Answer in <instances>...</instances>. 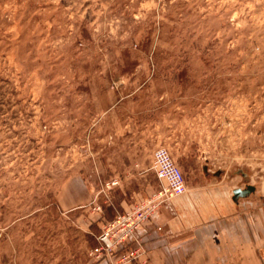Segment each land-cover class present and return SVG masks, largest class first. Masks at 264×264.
Here are the masks:
<instances>
[{"label": "rangeland", "instance_id": "374dc122", "mask_svg": "<svg viewBox=\"0 0 264 264\" xmlns=\"http://www.w3.org/2000/svg\"><path fill=\"white\" fill-rule=\"evenodd\" d=\"M158 148L188 189L162 211L231 216L213 264H260L241 241L264 218V0H0V264H100L106 221L161 189Z\"/></svg>", "mask_w": 264, "mask_h": 264}, {"label": "crops", "instance_id": "0c3cea01", "mask_svg": "<svg viewBox=\"0 0 264 264\" xmlns=\"http://www.w3.org/2000/svg\"><path fill=\"white\" fill-rule=\"evenodd\" d=\"M67 189L70 205L79 206L93 201V194L86 186H83V189L78 186L70 189L68 185ZM170 206L168 203L165 204V208L172 211ZM213 208L215 210V207ZM167 212H163L161 208L158 215L141 231L148 251L144 264H213L222 258H219L222 252L227 255L234 252L232 250L234 245L231 243L232 241L238 242L234 236H238L239 233H235L236 228L231 216H222L223 214L219 216L217 214L219 219H225L221 222H214L213 231L209 233L202 228L187 230L179 218L178 221L177 218L173 217L175 212ZM220 213L223 211L220 210ZM242 232L241 254L243 255L242 259H244L242 261L254 259L260 264H264V218L259 216L258 220L253 223L250 219L247 227H243Z\"/></svg>", "mask_w": 264, "mask_h": 264}, {"label": "built area", "instance_id": "2783aa9c", "mask_svg": "<svg viewBox=\"0 0 264 264\" xmlns=\"http://www.w3.org/2000/svg\"><path fill=\"white\" fill-rule=\"evenodd\" d=\"M152 169L161 189L148 199L135 202L114 219L106 221L90 256L110 264H144L148 251L141 231L159 213L162 205L188 192L184 173L167 148L153 153Z\"/></svg>", "mask_w": 264, "mask_h": 264}, {"label": "water", "instance_id": "95a60500", "mask_svg": "<svg viewBox=\"0 0 264 264\" xmlns=\"http://www.w3.org/2000/svg\"><path fill=\"white\" fill-rule=\"evenodd\" d=\"M256 192V186L248 184L245 188H236L233 190V200L238 201L242 198H247Z\"/></svg>", "mask_w": 264, "mask_h": 264}, {"label": "trees", "instance_id": "16d2710c", "mask_svg": "<svg viewBox=\"0 0 264 264\" xmlns=\"http://www.w3.org/2000/svg\"><path fill=\"white\" fill-rule=\"evenodd\" d=\"M96 246H97V244H96L94 247H96ZM94 247H93V248H94Z\"/></svg>", "mask_w": 264, "mask_h": 264}, {"label": "bare ground", "instance_id": "6f19581e", "mask_svg": "<svg viewBox=\"0 0 264 264\" xmlns=\"http://www.w3.org/2000/svg\"><path fill=\"white\" fill-rule=\"evenodd\" d=\"M233 198V197H232Z\"/></svg>", "mask_w": 264, "mask_h": 264}]
</instances>
